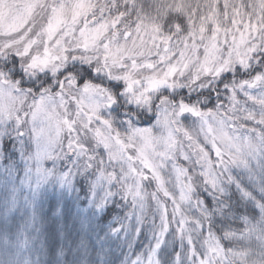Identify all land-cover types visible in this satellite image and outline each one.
I'll use <instances>...</instances> for the list:
<instances>
[{
  "label": "clouds",
  "instance_id": "obj_1",
  "mask_svg": "<svg viewBox=\"0 0 264 264\" xmlns=\"http://www.w3.org/2000/svg\"><path fill=\"white\" fill-rule=\"evenodd\" d=\"M33 4L0 27V152L10 163L20 150L30 187L39 166L42 182L78 185L90 208L77 211L78 196L53 193L45 211L23 190L14 207L0 195V264H136L155 243L164 205L172 210L173 165L190 169L180 210L188 223L183 237L169 233L156 264H175L180 251L191 264L189 236L201 253L219 247L216 264H264V86L242 87L264 76V0ZM145 135L175 157L161 170L165 184L131 170L128 155ZM141 232L143 248L121 260L114 236L131 246Z\"/></svg>",
  "mask_w": 264,
  "mask_h": 264
},
{
  "label": "snow or ice",
  "instance_id": "obj_2",
  "mask_svg": "<svg viewBox=\"0 0 264 264\" xmlns=\"http://www.w3.org/2000/svg\"><path fill=\"white\" fill-rule=\"evenodd\" d=\"M6 5H10L6 7ZM34 8L33 0H0V27L7 26L9 28L14 27V22L21 19L22 17L31 15ZM235 23V21H233ZM246 27H248L246 25ZM252 27H255L254 25ZM203 31V29H201ZM219 29L217 28V32ZM244 34L241 33V39L236 42V38L233 37L235 47L238 49L241 44L244 43ZM85 42L90 41V37L85 36ZM217 44L216 35L214 33L213 38L210 39L208 50L212 52L215 50ZM170 72L176 71L175 66H170ZM264 86V76L257 75L254 79L250 81H245L242 85L244 88L257 89ZM86 89L89 86H85ZM246 95H249L246 93ZM249 99L255 101L260 100V97L255 95H249ZM81 106L88 104V97L85 96L84 99L78 100ZM185 110L187 106H185ZM127 147V146H125ZM184 158L187 160L189 156L187 153H183ZM37 158L43 159V154L41 152L37 153ZM175 157L171 156L168 152H155L154 144L150 136L145 135V143L142 148L137 153H129L128 159L130 161V167L133 172L138 174L141 179H146L149 174H151L154 180H157L160 184H165L166 181L162 174V169L168 166L170 159ZM223 163V161H220ZM201 163H205L203 158H201ZM139 164V167L137 166ZM190 169H184L179 165H173V176L176 180V191L167 192L166 198L172 203V210L169 211L167 204L164 205L160 217V225L158 231L154 235L155 243L151 246V249L147 256L138 258L136 264H156L159 259L160 253L164 250L165 244L168 239L170 232H177L181 237L184 236L185 227L188 221L180 215L181 204L184 199L187 198V185L189 177L187 173ZM37 184L39 185L44 176V170L41 167L36 168ZM209 182H214L215 177L211 175L210 171H205L201 173ZM175 224V228H173ZM189 243L184 245L188 249V255L191 256V264H216L221 250L219 247L209 242L208 244V254L201 253L196 247L195 242L188 237ZM175 264H184L186 257L183 251L177 252L173 257Z\"/></svg>",
  "mask_w": 264,
  "mask_h": 264
},
{
  "label": "rangeland",
  "instance_id": "obj_3",
  "mask_svg": "<svg viewBox=\"0 0 264 264\" xmlns=\"http://www.w3.org/2000/svg\"><path fill=\"white\" fill-rule=\"evenodd\" d=\"M12 152L17 155V163L14 166H11V164H8L6 167L4 166V168L1 169V176L4 177L3 179L0 178V180H3L2 183H6V186H8V188L5 187V190L0 191V195L6 196L7 194V198L9 200L10 205L15 206L17 204L18 198L20 197L22 190L28 193V197L31 198L34 207H38L41 201H47L48 198L51 199L53 193H55L56 196H60L61 194H63L65 198L69 199L74 196L71 194V192L73 191L72 188L64 190L63 188L51 187V184L48 182H41L39 185L36 184L35 187H30L26 182V178L28 176V169L23 167V159L20 150L18 148L13 147ZM2 154L0 152V160L2 158ZM18 164L20 165V169L18 168ZM52 188L53 191L51 192V194L47 195L46 190L48 189V191H50ZM85 198L87 201V206L89 207L90 203L88 201V197L85 196ZM86 209L88 210V208L86 207L82 210L77 211H86ZM56 217L58 218V220H61V218L63 217V208H59V210L56 212Z\"/></svg>",
  "mask_w": 264,
  "mask_h": 264
},
{
  "label": "trees",
  "instance_id": "obj_4",
  "mask_svg": "<svg viewBox=\"0 0 264 264\" xmlns=\"http://www.w3.org/2000/svg\"><path fill=\"white\" fill-rule=\"evenodd\" d=\"M3 152H1V154H2ZM13 155H15L14 153H13ZM15 156H17V155H15ZM5 163H7L6 161H4V153L2 154V158H1V160H0V178L1 179H3V177L4 176H1L2 175V170L1 169H3L4 168V164ZM17 163V160H14V161H12V162H10V163H7V165L8 164H11V166H14L15 164ZM19 168V167H18ZM17 168V169H18ZM20 169V168H19ZM19 171V170H18ZM21 173V172H20ZM2 181L3 180H0V191H3V190H5V187H7L8 188V186H6V183L4 184V183H2ZM51 187H53L52 185H51ZM73 189V193L71 192V194L72 195H74V196H78L79 197V199H78V201H77V203H76V209L77 210H82L83 208H88V210L86 209V211H81V213L84 215V216H86V215H88V212H89V208H90V206L88 207L87 206V201H86V198H85V196H83V195H81L80 194V189H79V186L77 185V186H75V187H73L72 188ZM75 190V191H74ZM48 189L46 190V194L47 195H49V194H51V192L53 191V188L50 190V191H48ZM1 193V192H0ZM6 196H7V194H6ZM52 199V198H51ZM51 199H49L48 198V200L46 201H41L40 203H39V205H38V207H43L44 209H45V211H47V208H48V206H49V201L51 200ZM67 199H69V198H67ZM14 207V206H13ZM110 207H115V205H112V206H110ZM61 209H62V207H61ZM61 220H62V218H61ZM106 221H107V224L108 225H110V226H115L116 225V223H117V218L116 217H112V216H108L107 218H106ZM61 223L62 222H60L59 223V227H61L62 228V225H63V223H62V225H61ZM85 228L87 229V227H88V225H87V223H85ZM144 236V234H143V232H141L140 234H139V236L137 237V239L131 244V246L128 244V243H126L125 241L127 240V237L125 236L124 238H123V240L121 239V236H119V235H117V236H114V239L115 240H120L121 241V243H120V245L115 249V251H116V253H118L119 254V256H120V259L121 260H126V254L127 253H131V255L132 256H135L136 254H137V252L140 250V249H142L143 248V244L140 242V239H141V237H143ZM145 243L147 242V240H146V238H145V241H144ZM108 251V249H101V251L98 253V255L100 256V258H101V260H103V258H104V253L105 252H107Z\"/></svg>",
  "mask_w": 264,
  "mask_h": 264
}]
</instances>
